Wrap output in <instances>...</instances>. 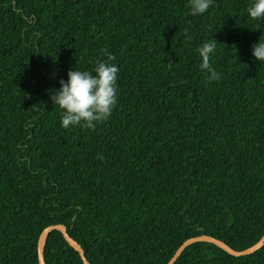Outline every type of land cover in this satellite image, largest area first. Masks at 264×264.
<instances>
[{"label":"trees","instance_id":"trees-1","mask_svg":"<svg viewBox=\"0 0 264 264\" xmlns=\"http://www.w3.org/2000/svg\"><path fill=\"white\" fill-rule=\"evenodd\" d=\"M250 0H0V264H39L64 224L90 264H167L187 239L243 250L264 235V39ZM214 37L208 82L198 48ZM111 53L118 102L94 129L50 100ZM46 264H84L51 230ZM174 264H264L206 240Z\"/></svg>","mask_w":264,"mask_h":264},{"label":"clouds","instance_id":"clouds-1","mask_svg":"<svg viewBox=\"0 0 264 264\" xmlns=\"http://www.w3.org/2000/svg\"><path fill=\"white\" fill-rule=\"evenodd\" d=\"M214 0H187L188 14L198 16L209 10ZM247 16L252 20L264 21V0H250L246 8ZM217 40L212 37L198 48L199 70L205 74L208 82L218 81L221 76L210 64L215 54ZM252 57L264 64V39L251 45ZM114 57L108 53L105 59L95 62L92 70L72 68L67 78L59 80V88L50 91V100L60 110V126L70 128L94 129L96 125L108 119L118 102L117 80L118 66Z\"/></svg>","mask_w":264,"mask_h":264},{"label":"water","instance_id":"water-1","mask_svg":"<svg viewBox=\"0 0 264 264\" xmlns=\"http://www.w3.org/2000/svg\"><path fill=\"white\" fill-rule=\"evenodd\" d=\"M53 229H58L62 232L63 236L69 242V244L71 246H73L80 253L84 264H90L86 255H85L84 249L82 248L80 243L69 235V233L67 232L66 225L60 224V223L48 225L47 227L44 228L43 232L41 233V235L39 237V241H38L39 264H46V261L44 258V245H45L46 237H47L48 233ZM200 240H206V241L213 242V243L225 248L230 253L235 254V255L251 254L264 245V235L254 245H252L246 249H243V250H235V249L231 248L230 246H228L227 244H225L223 241H221L215 237H212L210 235H199V236L191 237V238L187 239L186 241H184L178 247V249L176 250V252L174 253V255L172 256V258L169 260V262L167 264H174L186 246H188L190 243H193L195 241H200Z\"/></svg>","mask_w":264,"mask_h":264}]
</instances>
